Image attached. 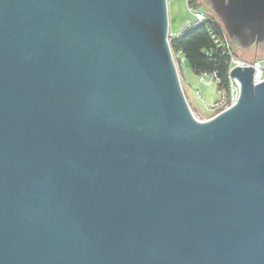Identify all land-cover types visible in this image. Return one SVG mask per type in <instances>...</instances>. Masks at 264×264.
I'll return each mask as SVG.
<instances>
[{"label": "water", "instance_id": "1", "mask_svg": "<svg viewBox=\"0 0 264 264\" xmlns=\"http://www.w3.org/2000/svg\"><path fill=\"white\" fill-rule=\"evenodd\" d=\"M204 5L264 50V0ZM254 74L200 120L167 0H0V264H264Z\"/></svg>", "mask_w": 264, "mask_h": 264}, {"label": "rangeland", "instance_id": "2", "mask_svg": "<svg viewBox=\"0 0 264 264\" xmlns=\"http://www.w3.org/2000/svg\"><path fill=\"white\" fill-rule=\"evenodd\" d=\"M191 1L192 2L190 4L194 9L207 12L210 17H214L221 23L217 15L209 10V8H206L202 0L197 2L196 0ZM167 3L170 35L172 33L180 34L186 29L188 24H193L195 20V13L190 11L187 0H167ZM221 25L223 26L222 23ZM171 38L172 37L169 36V40H171ZM234 53L236 57L241 59L261 61L264 73V50L256 51L253 48L245 50L240 47H235ZM173 58L177 67L181 86L195 117L200 120H207L213 118L231 106L232 98L227 96L228 92L224 91L223 87H221L216 78L209 76L206 77V80L212 82L210 84L204 82L202 80V75L196 73L192 69L191 65L188 61H186L181 51H173ZM234 64L235 62L231 63V65Z\"/></svg>", "mask_w": 264, "mask_h": 264}, {"label": "trees", "instance_id": "3", "mask_svg": "<svg viewBox=\"0 0 264 264\" xmlns=\"http://www.w3.org/2000/svg\"><path fill=\"white\" fill-rule=\"evenodd\" d=\"M202 1L204 4L205 0ZM191 2V0L188 1L190 6ZM208 8L211 10L209 5ZM208 18L204 23L186 31L184 34L172 37L170 44L173 51L182 52L186 61L189 62L196 73L217 72L220 80L218 83L229 95L231 90L230 65L232 62L230 52L235 54V47L240 46L233 42L229 36L227 37L229 42L227 45L221 23L209 15ZM258 50L260 51V48Z\"/></svg>", "mask_w": 264, "mask_h": 264}, {"label": "built area", "instance_id": "4", "mask_svg": "<svg viewBox=\"0 0 264 264\" xmlns=\"http://www.w3.org/2000/svg\"><path fill=\"white\" fill-rule=\"evenodd\" d=\"M188 1L189 0H187V2ZM188 7L192 13H195V20H194L193 24H188L186 26V29L183 32H181L180 34H176V35L171 34L170 35V32H169V36L176 37V36H179L181 34H184L186 31L190 30L191 28L196 27V26L204 23L206 20L209 19L206 12H202V11H199L197 9H194L192 6L189 5V3H188ZM224 33H225L224 34L225 35V43L228 45L229 44L228 38H227L228 35H227L225 29H224ZM172 52H173V49H172ZM230 54L232 57V62H235L234 65H230V71L237 65H241V66L251 65L255 68L254 83L257 84V83L262 82L264 80L263 64L261 63V61H250V60H246V59H241V58L236 57L235 54H233L232 52H230ZM201 75H202V80L208 84H210L212 82V81L206 80V77H209V76H212V78H216V80H218V82L220 81L217 72L202 73ZM230 78H231V86H230L231 90H230V94L227 96L229 98H232V104H233L237 101V99L239 97L240 83L236 79H234L232 77H230Z\"/></svg>", "mask_w": 264, "mask_h": 264}, {"label": "flooded vegetation", "instance_id": "5", "mask_svg": "<svg viewBox=\"0 0 264 264\" xmlns=\"http://www.w3.org/2000/svg\"><path fill=\"white\" fill-rule=\"evenodd\" d=\"M261 45H256L253 47L254 50L258 51V49L260 48Z\"/></svg>", "mask_w": 264, "mask_h": 264}, {"label": "crops", "instance_id": "6", "mask_svg": "<svg viewBox=\"0 0 264 264\" xmlns=\"http://www.w3.org/2000/svg\"><path fill=\"white\" fill-rule=\"evenodd\" d=\"M174 33H176V32H174ZM173 34V33H172ZM176 34H178V33H176ZM176 34H173V35H176Z\"/></svg>", "mask_w": 264, "mask_h": 264}]
</instances>
